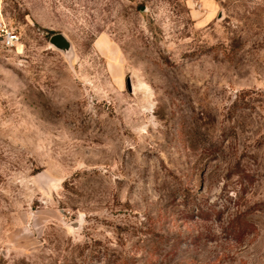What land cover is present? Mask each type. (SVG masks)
<instances>
[{"label": "rangeland", "instance_id": "1", "mask_svg": "<svg viewBox=\"0 0 264 264\" xmlns=\"http://www.w3.org/2000/svg\"><path fill=\"white\" fill-rule=\"evenodd\" d=\"M0 264H264V0H0Z\"/></svg>", "mask_w": 264, "mask_h": 264}, {"label": "water", "instance_id": "2", "mask_svg": "<svg viewBox=\"0 0 264 264\" xmlns=\"http://www.w3.org/2000/svg\"><path fill=\"white\" fill-rule=\"evenodd\" d=\"M50 44L54 46L56 49L62 50L66 54H68L72 49L71 41L65 34L61 32L54 33L50 37ZM128 85L129 88L131 89L130 79L128 80ZM80 224L81 223L78 221L74 224V227L77 228L79 227Z\"/></svg>", "mask_w": 264, "mask_h": 264}, {"label": "built area", "instance_id": "3", "mask_svg": "<svg viewBox=\"0 0 264 264\" xmlns=\"http://www.w3.org/2000/svg\"><path fill=\"white\" fill-rule=\"evenodd\" d=\"M4 33H8V35L5 38V43L7 46L12 47L13 45H15L16 41L18 40V37L16 34H14V32L11 31H5Z\"/></svg>", "mask_w": 264, "mask_h": 264}, {"label": "crops", "instance_id": "4", "mask_svg": "<svg viewBox=\"0 0 264 264\" xmlns=\"http://www.w3.org/2000/svg\"><path fill=\"white\" fill-rule=\"evenodd\" d=\"M186 1L187 3H189L190 1L195 2L196 0H183Z\"/></svg>", "mask_w": 264, "mask_h": 264}]
</instances>
